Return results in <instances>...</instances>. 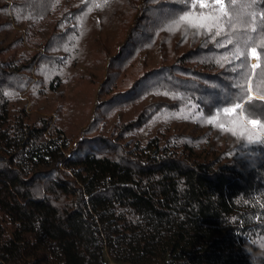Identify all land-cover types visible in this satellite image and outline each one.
Masks as SVG:
<instances>
[{"label":"trees","instance_id":"trees-1","mask_svg":"<svg viewBox=\"0 0 264 264\" xmlns=\"http://www.w3.org/2000/svg\"><path fill=\"white\" fill-rule=\"evenodd\" d=\"M202 2L0 0V264H264V0Z\"/></svg>","mask_w":264,"mask_h":264},{"label":"snow or ice","instance_id":"snow-or-ice-1","mask_svg":"<svg viewBox=\"0 0 264 264\" xmlns=\"http://www.w3.org/2000/svg\"><path fill=\"white\" fill-rule=\"evenodd\" d=\"M214 5H219L218 12L221 15H225V16L227 15V13L225 12V9H224L223 0H213V5L212 6H214ZM200 7L201 8H207V7H210V5L203 3L202 0H201ZM180 19H181V21H191L192 17H191V14H186V15L182 16ZM200 19L201 20H204V21H207V23L193 24L192 26L193 27L204 28L208 32H211L212 29L215 27V28L218 29L216 31L215 35L216 36H220V34H221V26H220L221 16L220 15H215V14L205 15L203 12H201L200 13ZM214 38L215 37H213V39ZM229 43H231V41H229ZM251 54H252V56L255 57L256 56V49H252L251 50ZM253 67H256V65H253ZM253 99H254V97L249 96V102L252 101ZM259 99L264 100V96L259 97ZM235 108L242 109L243 108V105L237 104L235 106ZM225 111L227 113H232V112L235 111V109L234 108H229V109H226ZM248 122L250 124H252V125H258V124H260V121L254 119V118L253 119H250ZM210 123H211V121H210ZM221 127H223V125H221Z\"/></svg>","mask_w":264,"mask_h":264},{"label":"rangeland","instance_id":"rangeland-1","mask_svg":"<svg viewBox=\"0 0 264 264\" xmlns=\"http://www.w3.org/2000/svg\"><path fill=\"white\" fill-rule=\"evenodd\" d=\"M250 50H252V49H250ZM250 52H251V51H250ZM250 52H249V56H250ZM256 54H257V53H256ZM257 55H258V54H257ZM250 62H251V64H252V66H253L254 63L252 62L251 58H250ZM258 64H259V56H258V63H257V65H258ZM257 65H256V66H257ZM249 87H250V85H249ZM249 89H250V88H249ZM253 93H254V92H253ZM251 94H252V93L250 92V96H251ZM256 96H257V95H256ZM225 110H226V108L224 109V112L227 113ZM248 125H250V124H248ZM250 126L253 127V128L255 129L254 126H252V125H250ZM70 145H73V143H71Z\"/></svg>","mask_w":264,"mask_h":264},{"label":"water","instance_id":"water-1","mask_svg":"<svg viewBox=\"0 0 264 264\" xmlns=\"http://www.w3.org/2000/svg\"><path fill=\"white\" fill-rule=\"evenodd\" d=\"M250 51H251V50H250ZM249 88H250V87H249ZM250 92L252 93V94H251V96H252V97H253V96H256V94H255V93H253V92L251 91V89H250ZM239 104H241V105H242V104H243V102H241V103H239ZM233 108H235V106H233ZM247 121H248V120H244V122H246L247 124H249ZM255 129H256V130H258V125H257V126H255Z\"/></svg>","mask_w":264,"mask_h":264}]
</instances>
